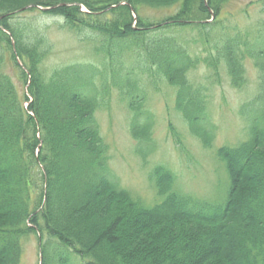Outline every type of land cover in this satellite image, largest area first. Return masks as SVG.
Instances as JSON below:
<instances>
[{
    "label": "trees",
    "instance_id": "obj_1",
    "mask_svg": "<svg viewBox=\"0 0 264 264\" xmlns=\"http://www.w3.org/2000/svg\"><path fill=\"white\" fill-rule=\"evenodd\" d=\"M228 1L0 0V264H21L32 233L42 264H264V19L228 24ZM28 5H59L44 12L95 41L100 64L43 70L47 35L16 17ZM167 8L176 10L161 19L142 14ZM247 61L257 69V91L241 107L248 137L216 148L228 178L223 197L179 190L164 164L149 174L156 203L123 188L97 119L113 92L131 112L143 156L154 148L147 93L162 83L174 90L189 132L210 148L206 85L189 75L204 64L242 88Z\"/></svg>",
    "mask_w": 264,
    "mask_h": 264
},
{
    "label": "rangeland",
    "instance_id": "obj_2",
    "mask_svg": "<svg viewBox=\"0 0 264 264\" xmlns=\"http://www.w3.org/2000/svg\"><path fill=\"white\" fill-rule=\"evenodd\" d=\"M258 2L229 0L224 5L223 17L228 24L237 22L241 28L250 27L264 19ZM26 7L17 14V19L39 27L51 43L42 64L43 70L78 62L100 64L99 56L94 53L95 41L88 39L84 32L70 30L63 19L45 13L49 7L41 6L43 9L38 7L35 11H30L29 5ZM175 10L143 9L142 14L154 20L165 18ZM184 34L189 37L190 30ZM6 70L10 71L9 63ZM246 75L247 82L242 88L231 85L225 70L215 75L204 64H199L189 75L195 85H206L204 94L208 114L215 127V138L210 148L203 147L199 139L189 132L182 114L175 108L174 90L163 83L158 88L151 87L145 104L154 115V148L147 156L136 150L137 140L129 129L131 112L115 90L109 105L97 113L114 178L134 197L146 205H152L159 197L149 174L155 165L164 164L175 172L179 190L204 200L223 197L228 178L224 166L216 157V148L237 145L248 137V121L241 114V107L257 91V69L249 61L246 63ZM20 86L24 88L23 84ZM39 237V234L32 233L25 238L21 264H42Z\"/></svg>",
    "mask_w": 264,
    "mask_h": 264
},
{
    "label": "water",
    "instance_id": "obj_3",
    "mask_svg": "<svg viewBox=\"0 0 264 264\" xmlns=\"http://www.w3.org/2000/svg\"><path fill=\"white\" fill-rule=\"evenodd\" d=\"M58 6V5H57ZM57 6H55V7H57Z\"/></svg>",
    "mask_w": 264,
    "mask_h": 264
}]
</instances>
